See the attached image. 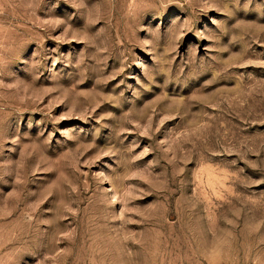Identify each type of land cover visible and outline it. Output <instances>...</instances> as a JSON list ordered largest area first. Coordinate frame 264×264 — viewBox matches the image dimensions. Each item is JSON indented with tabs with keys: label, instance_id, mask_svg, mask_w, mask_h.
<instances>
[{
	"label": "rangeland",
	"instance_id": "374dc122",
	"mask_svg": "<svg viewBox=\"0 0 264 264\" xmlns=\"http://www.w3.org/2000/svg\"><path fill=\"white\" fill-rule=\"evenodd\" d=\"M0 264H264V0H0Z\"/></svg>",
	"mask_w": 264,
	"mask_h": 264
}]
</instances>
